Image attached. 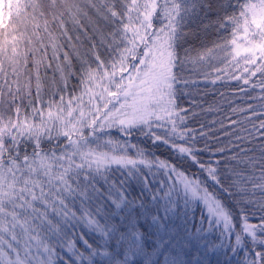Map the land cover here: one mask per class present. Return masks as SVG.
Returning <instances> with one entry per match:
<instances>
[{
  "label": "snow or ice",
  "instance_id": "obj_1",
  "mask_svg": "<svg viewBox=\"0 0 264 264\" xmlns=\"http://www.w3.org/2000/svg\"><path fill=\"white\" fill-rule=\"evenodd\" d=\"M0 264H264V0H0Z\"/></svg>",
  "mask_w": 264,
  "mask_h": 264
},
{
  "label": "trees",
  "instance_id": "obj_2",
  "mask_svg": "<svg viewBox=\"0 0 264 264\" xmlns=\"http://www.w3.org/2000/svg\"><path fill=\"white\" fill-rule=\"evenodd\" d=\"M233 2H235V0H233ZM240 2L242 3L243 0H240ZM191 27H192L193 29H195V28H196V25L193 24V25H191ZM189 42L192 43V44H198V43H199L198 40H196V39H192V38H189ZM221 90H222V91H226L225 89H221ZM206 99H207V102H208V103H212L214 99L217 100V101H219L220 98H219L218 95H215L211 90H209ZM221 103H223V102L221 101Z\"/></svg>",
  "mask_w": 264,
  "mask_h": 264
}]
</instances>
